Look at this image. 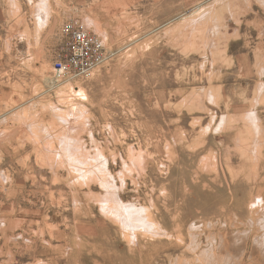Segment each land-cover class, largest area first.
Here are the masks:
<instances>
[{
    "label": "rangeland",
    "instance_id": "1",
    "mask_svg": "<svg viewBox=\"0 0 264 264\" xmlns=\"http://www.w3.org/2000/svg\"><path fill=\"white\" fill-rule=\"evenodd\" d=\"M0 264H264V0H0Z\"/></svg>",
    "mask_w": 264,
    "mask_h": 264
},
{
    "label": "built area",
    "instance_id": "2",
    "mask_svg": "<svg viewBox=\"0 0 264 264\" xmlns=\"http://www.w3.org/2000/svg\"><path fill=\"white\" fill-rule=\"evenodd\" d=\"M61 31L65 53L53 65L57 81L87 76L118 53L107 49L101 37L93 34L84 22H66Z\"/></svg>",
    "mask_w": 264,
    "mask_h": 264
},
{
    "label": "bare ground",
    "instance_id": "3",
    "mask_svg": "<svg viewBox=\"0 0 264 264\" xmlns=\"http://www.w3.org/2000/svg\"><path fill=\"white\" fill-rule=\"evenodd\" d=\"M84 174H85V173H84ZM134 209H135V208H134ZM125 210L127 211V209H125ZM125 210H124V211H125ZM122 212H123V211H122ZM118 215H119V214H118ZM122 215H123V214H122ZM128 216H130V215H128ZM131 216H132V215H131ZM121 218H122V217H121ZM125 220L127 221V223L130 222V223H133V224H134L136 219L133 220L132 218H131V219H128V218H127V219H125ZM132 220H133V221H132ZM132 227H133V226H132Z\"/></svg>",
    "mask_w": 264,
    "mask_h": 264
}]
</instances>
